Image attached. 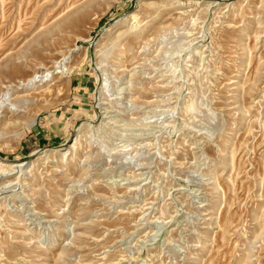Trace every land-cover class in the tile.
Masks as SVG:
<instances>
[{"label":"rangeland","instance_id":"1","mask_svg":"<svg viewBox=\"0 0 264 264\" xmlns=\"http://www.w3.org/2000/svg\"><path fill=\"white\" fill-rule=\"evenodd\" d=\"M0 264H264V0H0Z\"/></svg>","mask_w":264,"mask_h":264}]
</instances>
